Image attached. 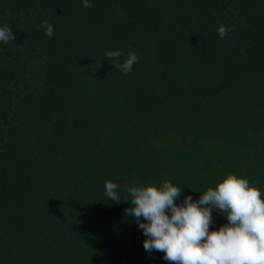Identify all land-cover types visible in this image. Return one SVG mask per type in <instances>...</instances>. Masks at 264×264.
<instances>
[{
	"label": "trees",
	"instance_id": "obj_1",
	"mask_svg": "<svg viewBox=\"0 0 264 264\" xmlns=\"http://www.w3.org/2000/svg\"><path fill=\"white\" fill-rule=\"evenodd\" d=\"M92 3L0 0L17 37L0 45V264H175L105 181L170 180L179 203L233 172L264 193V0ZM117 49L139 57L127 75Z\"/></svg>",
	"mask_w": 264,
	"mask_h": 264
},
{
	"label": "clouds",
	"instance_id": "obj_2",
	"mask_svg": "<svg viewBox=\"0 0 264 264\" xmlns=\"http://www.w3.org/2000/svg\"><path fill=\"white\" fill-rule=\"evenodd\" d=\"M82 7H93L92 0H81ZM40 27L51 38L54 25L45 20ZM231 28L217 27L224 39ZM14 30L0 21V45L15 42ZM117 50H105L104 59L123 74L130 73L139 57L129 49L126 58ZM257 182L227 172L194 200L191 194L181 197L184 187L170 180L143 185L120 186L105 181L109 201L127 202L126 215L134 217L146 239L143 247L151 254L162 252L165 261L175 264H264V193ZM121 193L125 198L121 199ZM130 197V200H129ZM226 216L227 222L213 228V210Z\"/></svg>",
	"mask_w": 264,
	"mask_h": 264
}]
</instances>
